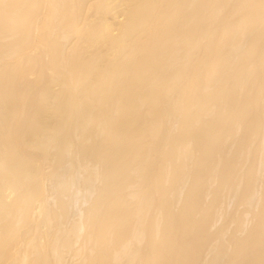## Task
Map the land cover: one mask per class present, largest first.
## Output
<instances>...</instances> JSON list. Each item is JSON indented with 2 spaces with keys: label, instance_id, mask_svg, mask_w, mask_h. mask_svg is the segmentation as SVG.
Wrapping results in <instances>:
<instances>
[{
  "label": "bare ground",
  "instance_id": "obj_1",
  "mask_svg": "<svg viewBox=\"0 0 264 264\" xmlns=\"http://www.w3.org/2000/svg\"><path fill=\"white\" fill-rule=\"evenodd\" d=\"M0 264H264V0H0Z\"/></svg>",
  "mask_w": 264,
  "mask_h": 264
},
{
  "label": "rangeland",
  "instance_id": "obj_2",
  "mask_svg": "<svg viewBox=\"0 0 264 264\" xmlns=\"http://www.w3.org/2000/svg\"><path fill=\"white\" fill-rule=\"evenodd\" d=\"M132 1V0H131ZM118 20H122V18H119ZM112 21V20H111ZM114 22V21H113Z\"/></svg>",
  "mask_w": 264,
  "mask_h": 264
}]
</instances>
